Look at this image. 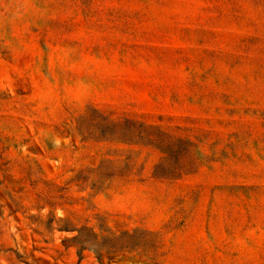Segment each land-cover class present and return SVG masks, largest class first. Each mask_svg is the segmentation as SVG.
Returning <instances> with one entry per match:
<instances>
[{"label":"rangeland","instance_id":"rangeland-1","mask_svg":"<svg viewBox=\"0 0 264 264\" xmlns=\"http://www.w3.org/2000/svg\"><path fill=\"white\" fill-rule=\"evenodd\" d=\"M0 264H264V0H0Z\"/></svg>","mask_w":264,"mask_h":264}]
</instances>
